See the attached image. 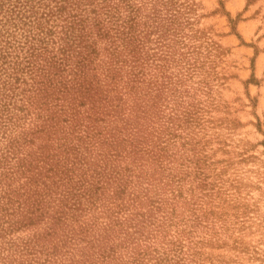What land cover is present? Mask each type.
<instances>
[{"label":"rangeland","instance_id":"1","mask_svg":"<svg viewBox=\"0 0 264 264\" xmlns=\"http://www.w3.org/2000/svg\"><path fill=\"white\" fill-rule=\"evenodd\" d=\"M45 2L0 0V264H264V0H79L86 23H98L90 32L106 36L72 25L70 62L81 48L91 89L50 138L31 133L33 114L20 109L36 82L22 63L12 69L25 36L45 35L56 52L61 28L45 20ZM109 40L122 67L113 79L102 73ZM95 116L114 144L100 145L101 131L80 163L58 137L84 135ZM24 136L41 178L21 186L23 153L8 140Z\"/></svg>","mask_w":264,"mask_h":264},{"label":"trees","instance_id":"2","mask_svg":"<svg viewBox=\"0 0 264 264\" xmlns=\"http://www.w3.org/2000/svg\"><path fill=\"white\" fill-rule=\"evenodd\" d=\"M53 1V4H49L48 0H46L43 5H46V11H45V20L50 19L53 16H56L57 19L54 21L56 26H60L61 30L60 32L62 35L60 36V42L58 43L56 47V52H53L52 49L46 48V46H42L41 42H43L45 35H40L38 36H32L28 35L25 36V45H24V51L23 55L21 56L20 60L18 61L17 65L14 66L12 69L14 70L13 72L16 73L18 70V64L22 63V66H26L27 68V73L29 74L30 78L36 82V86L34 87V90H36V93H28L29 89H24L21 96V99L25 97V105L20 108L22 112H30L32 113V121L36 122L34 124V130L31 131V133L37 132L39 133H44L43 130L47 128L48 133L46 134L48 138L51 136V129L53 127H56L58 120L60 117H58L61 113H67L69 118H66V120L69 123V126H72L73 118H74V113L75 107L78 104L83 103V99L89 95L90 92V84H86V71L84 70L86 66V62H84L85 56L82 55V49L78 48L76 50V55L80 59L76 64H72L73 62L70 60V54H69V48L71 46V42H69V39L72 37V42L75 41V36L72 35V29L73 26L77 23H82L84 26L87 27V29L90 32V29L93 27H96L98 23H86L84 19V13L85 9L87 8L88 4H83L81 7L78 8L79 5V0H49ZM68 4V6H72V9H75L76 11L68 12L67 14L63 15L62 17V10L63 8ZM78 13V14H77ZM55 18V17H54ZM63 20L60 21L59 20ZM95 19V18H92ZM31 22V21H28ZM37 23V22H36ZM36 25V24H33ZM103 29V28H100ZM98 29L94 34L90 32V36L94 37H101L103 34V30ZM53 28V32H54ZM106 33V32H105ZM108 35V34H107ZM51 36V39H56L54 38V35H49ZM77 36V35H76ZM106 36V35H104ZM35 37V40L38 41V44L33 41ZM59 37V35H58ZM103 37V36H102ZM113 38V37H111ZM81 39V38H79ZM115 40V39H114ZM83 40H78L76 43V46H80L81 44L82 47L85 46V44H82ZM111 43L109 40V45L107 46L108 49V56L109 60H107L106 66L102 69V73L104 77L106 78H111L113 79L116 76H120V71H121V66L119 63L116 65V62L118 59L115 60L114 58L115 55L119 53V49H117V44L114 42V49H110ZM46 51H49L51 54V59L41 62V60H36V55H43ZM72 63H71V62ZM126 60L123 59L121 60L120 64H123ZM52 68L55 69V72L52 70ZM60 70V72H59ZM57 71V74H56ZM59 72V73H58ZM15 80H18L19 77L13 76ZM120 80V78H118ZM21 82L27 83L24 81V79H21ZM17 86H12L10 88V95L14 96L17 93L15 92V89ZM107 92L109 90H106ZM34 94V95H32ZM54 95V96H53ZM12 106L9 109V113H12ZM97 114H103V110L100 108H97L96 112ZM101 118H98V116H95L94 118H88V122L86 123L85 121H82V126H83V131L84 135H78L77 134H72L70 130H68L67 133H64L63 136H59L58 138L64 139L63 141H67V144L65 145L63 151L64 152H70L71 150L78 151L74 153L75 156H77V161L82 163L80 161V157L83 155L81 153V150H88V148L96 143L97 137L101 133L102 130H98L95 128L96 125H98L97 120ZM46 124H44V123ZM81 122L78 124L76 129H80ZM106 128L111 129V127L106 124L103 125ZM103 132V131H102ZM69 135V137H67ZM111 131L108 132H103L101 134V140H100V145L101 144H106V145H113L114 144V139H110ZM24 137H19L17 138H10L8 140L9 142V152H19L23 153L19 155H16L17 160L15 166L21 170L22 173L26 174L25 175V180L22 182L21 186L25 183H33V181L40 179L41 178V171L36 170L35 166L32 165V160L30 159L31 151L24 152L25 147H23L25 144L24 142H30V140L26 139ZM84 144V145H83ZM15 145H16V150H15ZM84 146V148H82ZM39 147V146H38ZM40 153H42L43 147L40 146ZM15 150V151H14ZM39 155V154H38ZM47 160H45V163ZM70 163H76V161L71 159ZM43 166V165H42ZM68 167L64 168V171L67 170ZM46 170H49L53 173H51L52 176H56L60 168L53 169L51 165H49ZM62 171V170H61ZM69 180V179H68ZM65 183V182H64ZM70 191L71 188L69 186H66L65 188V193H63V200L67 201L69 200L70 196ZM4 193L6 194L8 204H11L9 201L11 200V192L9 191L8 187L7 190H4ZM29 253L31 250L37 246L36 239H33L31 237L29 241L23 245ZM5 249L4 247L2 250ZM35 254L38 253L39 251H33ZM3 262L1 264H33L29 263L26 261H19L15 260V257L9 258L2 256ZM16 261V262H14Z\"/></svg>","mask_w":264,"mask_h":264}]
</instances>
